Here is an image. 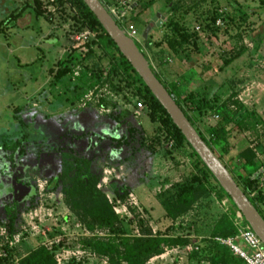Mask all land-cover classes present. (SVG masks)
<instances>
[{"label": "rangeland", "instance_id": "rangeland-1", "mask_svg": "<svg viewBox=\"0 0 264 264\" xmlns=\"http://www.w3.org/2000/svg\"><path fill=\"white\" fill-rule=\"evenodd\" d=\"M25 1L29 8L18 16L16 25L11 21L5 30L0 26V264H19V257L39 245H48L54 255L63 247L78 251L62 264H126L113 263L108 257L105 261L106 255L83 243L90 238L84 233L98 232L96 239L119 241L139 236L145 228L152 234L183 236L185 242L164 245L160 254L144 264H219L225 259L227 264H244L210 233L222 213L236 211L230 202L223 203L225 197L218 196L212 179L214 190L187 212L173 219L166 214V205L198 182L190 148L176 147L160 123L150 118L149 109L136 107L137 97L141 98L128 79L121 74L106 78L110 53L95 45L85 55L84 43L94 38L96 28L81 7L74 0H0V20ZM134 14L133 24L140 34L135 44L161 80L178 83L181 92L192 90L212 100V107L203 112L187 109L205 135L210 127L252 112L248 117L256 121L248 126L246 118L242 129L233 131L228 154L220 155L234 175L246 171L249 167L241 151L264 143V3L129 0V18ZM146 25H151L149 45L141 37ZM174 26L196 33L195 41L180 45L177 52L167 46V40L175 36ZM257 43L259 48L254 49ZM225 59L231 60L224 64ZM57 61L69 63L72 69L62 82L53 78ZM77 64L80 74L90 71L98 79L92 114H77V87L85 85L80 77H72ZM66 110L76 115L61 122ZM102 120L117 126L107 129L98 123ZM260 147V152L255 150L256 159L264 169ZM65 154L89 162L97 188L124 222L123 231L119 226H88L69 211L62 196L54 194L56 190L51 200L43 201L34 184L23 177L25 171L38 169L50 177L55 189L54 177L61 173ZM105 169H113L107 180ZM58 183L56 189L63 181ZM41 200L51 216L41 217ZM260 207L264 212V203Z\"/></svg>", "mask_w": 264, "mask_h": 264}, {"label": "trees", "instance_id": "trees-1", "mask_svg": "<svg viewBox=\"0 0 264 264\" xmlns=\"http://www.w3.org/2000/svg\"><path fill=\"white\" fill-rule=\"evenodd\" d=\"M74 1L81 7L84 14L88 18V21L96 28L94 38H90L86 43H84L85 47L87 48L85 55H90L93 52L95 45L98 48H101L103 51L110 53L109 55L111 64L108 72L106 73V78L108 76L121 74L123 80L128 79L130 86L136 90L139 98L143 99L147 108L149 109L150 118L154 121L157 120L160 123V128L166 132V135L173 139L174 145L179 147L186 144L190 148L189 155L192 162L199 171L197 174L198 182L196 185L183 192L178 199L169 202L165 208L166 214L172 219L177 218L179 215L187 212L200 198L208 196L211 193V190H214V186L211 185L210 179H212L217 184L216 192L218 193V196H224L228 198L232 207L237 210L228 194L218 184L198 154L186 141L180 129L174 124L170 115L152 94L142 78L134 70L130 62L119 51L115 42L104 30L93 12L83 0ZM100 1L102 2V0ZM259 2L264 3V0H259ZM34 13L36 16H39L38 13ZM135 15L136 14L130 18V22L133 23L136 18ZM117 25L120 27L118 23ZM174 27L175 36L167 40V46L170 51L177 52L180 48V45L190 43L192 44L195 41V32H187L184 30L181 31L177 26ZM144 41L147 45H149V41L147 39ZM253 48L258 49V43L255 44ZM115 55L117 57H115ZM143 56L145 59H147L144 54ZM230 60L231 59H225L223 62L224 64H228ZM160 62L161 61H159V63ZM150 67L153 70L155 76L162 82L168 93L180 107L186 118L195 127L198 134L215 155H217L216 149L218 148L217 150L220 154H218L217 157L221 160V153L226 155L229 152V139L233 137V131L235 129L241 130L243 122L246 120V118L252 116V112L247 111L246 114L239 120L210 127L208 130V135H205L195 126V120L190 117L187 109L203 112L204 110H208L212 107V100L204 95L199 96L192 90L181 92L178 87V83L163 82L159 73L154 70L152 66ZM70 70V64L63 65L61 63L55 72V80H62V78ZM93 76H95L94 79L98 81V79H96L95 73ZM84 89L85 87H77V96H79L84 91ZM255 150L256 149L254 147L247 146L241 151L240 156L244 160V164L249 167L246 171H243V173L234 175V172L231 171L227 164L224 163V165L232 174V177L248 197L250 202L264 218V212L260 207V205L264 203V190H257L256 194L253 196L249 194L251 188L255 187L257 183L255 175L259 174V165L257 164ZM59 179L63 181L62 188L64 203L66 204L67 208L73 214H75L78 220L91 227L95 225L110 228L119 226V230L123 231L124 222L122 218L117 215L105 193L97 188V178L92 175L89 162L86 159L72 157L71 155L65 154L63 158L61 174L56 175L54 178L53 184L55 186L58 184ZM8 227L9 230H12L13 226L12 224H9ZM210 233L213 236L222 237L233 235L235 233V228L233 226L230 213H222L213 224ZM183 242H185L183 236H173L169 232H166V234H152L150 233V229L147 228L141 231L139 236L134 235L131 238H121L119 241H114L113 239L102 240L99 238L96 239L94 237L83 240L85 245L90 246L92 250L98 254L106 255L111 262L117 263L118 261L122 260L126 264H144L150 257L160 254L164 245L175 246L182 244ZM221 246L225 247L223 245ZM33 248H31L24 256L19 257V264H57L54 257V252L50 248L46 247L45 245H39L34 249ZM236 257L243 261V259L239 256ZM211 264L218 263L211 262ZM219 264H227L226 259Z\"/></svg>", "mask_w": 264, "mask_h": 264}, {"label": "water", "instance_id": "water-1", "mask_svg": "<svg viewBox=\"0 0 264 264\" xmlns=\"http://www.w3.org/2000/svg\"><path fill=\"white\" fill-rule=\"evenodd\" d=\"M83 1L115 42L122 55L130 62L152 94L165 108L174 124L184 135L186 141L192 146L218 184L228 194L233 204L241 212L245 221L264 244V218L236 183L224 163L212 152L198 134L195 127L189 122L162 82L155 76L153 70L149 66V62L145 59L135 42L117 25L100 0ZM155 19L156 16H153L152 21ZM150 29L151 25H146L143 28L141 31L142 39L147 38Z\"/></svg>", "mask_w": 264, "mask_h": 264}, {"label": "built area", "instance_id": "built-area-1", "mask_svg": "<svg viewBox=\"0 0 264 264\" xmlns=\"http://www.w3.org/2000/svg\"><path fill=\"white\" fill-rule=\"evenodd\" d=\"M102 3L107 9L108 13L115 20V22L120 25V28L135 43H137L140 34H138L139 32L137 31L135 25L130 22V18L128 16L129 0H104L102 1ZM147 61L149 62L148 59ZM149 65L152 66L150 62ZM152 68L154 67L152 66ZM92 97L93 90H90L85 94L86 100L92 99ZM135 105L137 108H147L145 102L141 99H136ZM255 177L257 179V183L256 186L251 188V191L249 192L251 196L255 195L257 190L259 189L264 190V169L262 167L259 168V174L255 175ZM39 186L42 189V184H39ZM223 203H229L228 198L225 197ZM231 219L235 228V233L226 237L216 236L215 240L219 244H222L223 246L227 247L234 255L242 258L245 264H264V244L257 236V234L251 229L249 224L245 221L243 215L238 209L233 212V214L231 215ZM76 226H78V224H76ZM84 235L94 237L95 235H98V232L91 233L87 231L84 233ZM97 238L102 239V237ZM45 246L48 247V245ZM80 248L84 249V246L80 245ZM77 252L78 251H69L65 249V247H63L59 253L54 255L56 263L62 264L64 260H67V258L70 257L69 255H75L76 257ZM104 259L105 261H107V256H104Z\"/></svg>", "mask_w": 264, "mask_h": 264}, {"label": "flooded vegetation", "instance_id": "flooded-vegetation-1", "mask_svg": "<svg viewBox=\"0 0 264 264\" xmlns=\"http://www.w3.org/2000/svg\"><path fill=\"white\" fill-rule=\"evenodd\" d=\"M28 2L29 1L23 2L21 4V7H15L13 9L12 13L6 19H3L2 21L0 20V26H3V28H4V29L1 28V30H5L7 28V24L10 23L11 21H15V25H16V23H17L16 20L18 21V16H20L25 11L26 8H29V3ZM25 28H27V27L25 26ZM72 56H73L74 59L76 58L74 54ZM57 62H59V63H57ZM57 62H56V65H55L56 67L54 66V69L52 70L54 75H55V72L57 71V68L60 66L61 63L63 65L69 64V63H66V62L63 63V61H61V62L57 61ZM75 69H77V70L76 71L73 70L74 73L72 74V77L73 76H76L77 78L80 77L85 82V85L80 83V84H82L81 86L85 87V89L79 96H77V106H76L77 107V114L80 113L81 111H84L85 113L89 111L92 114L93 108H91V106H90L92 101H91V99H87L86 100L85 99V94L88 91L93 90V95H94V90L96 88V85L94 84V81L96 82V80L94 79L95 76H93L94 73H92L90 71H87V72H85V76H84L83 72H82V74H80V70H79L80 69V65H78V64L75 67ZM68 73H69V71L62 78V80L65 77H67ZM54 75H53V78H54ZM62 80H60L59 82H62ZM55 81H57V80H55ZM62 114H63V116L62 117L60 116V120H61V122H66L69 119H71V117L75 116L76 112L70 111V110H68V111L66 110ZM78 119L79 118H77V122H79ZM38 171H39L38 169H35V170L32 169L29 172L25 171L24 172L25 175L23 177L28 182H31V183L34 184L35 190H36L35 192L39 195V197H41L43 201H45L47 198H49L51 200L53 198V193L56 190L57 192L54 193V194H57L58 197H60V198L62 196V200H64L62 186L59 189H56L58 187L59 183L56 186L53 184L54 185L53 187L55 188V189H53L51 187V181L49 179L50 177H46L44 174H42V171H40V172H38ZM112 172H113V169H105L104 170V175H105L104 180H107ZM60 174H58V175H60ZM114 176H115L114 178H116V179L118 178V176H116V174H114ZM39 184H42V189L40 188ZM106 197H107V195H106ZM42 200L38 204V211L41 214V217H43V216L45 217L46 215L51 216L52 212L48 209V207L46 206V204H44V202ZM108 200H109V198H108ZM109 202L111 203L110 200H109ZM112 207H113V205H112Z\"/></svg>", "mask_w": 264, "mask_h": 264}, {"label": "crops", "instance_id": "crops-1", "mask_svg": "<svg viewBox=\"0 0 264 264\" xmlns=\"http://www.w3.org/2000/svg\"><path fill=\"white\" fill-rule=\"evenodd\" d=\"M1 19H2V18H1ZM254 121H256V120H255L254 118H252V119H249V121H248L247 123H248L249 125H251ZM98 123H99V124H102V125L104 124V125L106 126L105 128H107V129L110 128V125H111V129H113V126H117V123L114 125L113 123H110L108 120H105V121L102 120V122H98ZM92 124H93V122H92ZM92 124H91V125H92ZM260 139H261V138H260ZM261 144H262L261 147H260V146H259V147H260L262 150H264V143L262 142ZM259 147H254V148L256 149V151L260 152V151H259V150H260Z\"/></svg>", "mask_w": 264, "mask_h": 264}]
</instances>
